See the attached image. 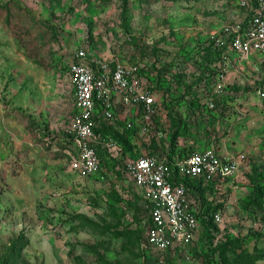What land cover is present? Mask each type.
Returning <instances> with one entry per match:
<instances>
[{"label": "rangeland", "instance_id": "rangeland-1", "mask_svg": "<svg viewBox=\"0 0 264 264\" xmlns=\"http://www.w3.org/2000/svg\"><path fill=\"white\" fill-rule=\"evenodd\" d=\"M244 17L230 0H0V264L14 250L8 264H151L140 246L148 210L124 166L81 180L56 153L79 112L68 62L81 48L148 74L163 66L172 112H160L130 158L148 153V142L181 159L211 147L246 155L210 197L222 204L215 241L234 243L211 261L201 227L164 264H264V54L221 64L226 93L204 105L217 74L213 40Z\"/></svg>", "mask_w": 264, "mask_h": 264}, {"label": "built area", "instance_id": "built-area-1", "mask_svg": "<svg viewBox=\"0 0 264 264\" xmlns=\"http://www.w3.org/2000/svg\"><path fill=\"white\" fill-rule=\"evenodd\" d=\"M245 14L244 20L223 28L213 40L214 46L225 48L224 65L246 63L253 54H264V0H230ZM143 66L127 58H115L106 64L96 61L84 48L76 49L69 62L68 73L75 91L79 112L73 118L68 137L73 141L68 150L71 171L81 180L104 173V159L124 166L129 181L141 191L148 210L149 222L141 250L147 262L164 264L171 260L172 250L192 244L197 239L201 222L200 205L183 179H200L204 184L235 177L246 163V155L227 158L214 147L170 158L168 154L130 158L123 145L111 134L102 132L112 127L121 133L130 131L133 141L146 140L162 109L161 97L153 90L154 76L142 75ZM215 79L211 98L219 99L227 88L226 73ZM210 102V101H209ZM210 107V106H209ZM141 144L135 153L142 150ZM153 152L154 154H149ZM214 222L223 220L219 210Z\"/></svg>", "mask_w": 264, "mask_h": 264}, {"label": "trees", "instance_id": "trees-1", "mask_svg": "<svg viewBox=\"0 0 264 264\" xmlns=\"http://www.w3.org/2000/svg\"><path fill=\"white\" fill-rule=\"evenodd\" d=\"M212 64L213 69L215 71L214 74H218L221 71V64H224L223 58H222V53L224 52L225 48H219V47H215L214 43L212 44ZM130 60V59H129ZM158 61V59H156ZM158 63V62H157ZM154 64V63H153ZM153 72L151 74H148L146 72H143V68H142V75L146 76L148 79L149 77L151 78V76H154L155 80H156V85L153 87V90H155L161 97V105H162V109H160L159 111H164V110H168V113L170 114V111L172 112V100L170 98V92L169 90L171 89L170 86H167L165 84L166 80L163 79V66H157V64L154 65L153 67ZM216 74V75H217ZM191 87L189 86L188 88H186L183 91L182 94V98L187 99L188 101V109L192 108V105H194V100L191 98ZM209 101L210 98L207 99L206 102H204L205 107L209 110ZM158 118V117H157ZM156 118L155 120V126L158 124V119ZM181 123V121H180ZM187 125V124H185ZM154 127V126H153ZM104 133L107 134H111L114 138H116L124 147V154L129 153V154H133V152H135V148H138L139 144L136 143V141H133L132 139V133L130 131H125L124 133L119 132L118 130L112 128V127H108V128H103L101 130ZM150 135V134H149ZM177 134L174 135V137H176ZM155 136H153L154 138ZM66 146H63V149H60L59 151H56L57 154H60L61 156H65V158L67 159V161H70V158L68 156V150L72 149L73 147V141L69 138V140L65 143ZM150 147L153 149V151L156 150V148H154L155 146L152 144V142H150ZM139 151V150H138ZM157 151V150H156ZM56 154V155H57ZM149 154H154L153 152H150ZM168 156L170 158L173 157H181V153L180 154H176V152L174 150L168 151L167 152ZM183 157V156H182ZM104 162H103V166L104 168H107L106 165L108 164H113V162L115 161H110L107 160L105 158ZM117 164H119L118 162H116ZM115 164V163H114ZM219 180H215L213 182L204 184L203 180L200 179H191V178H185L183 179V183L185 184V186L188 188L191 196L197 200V202L200 203V205H198L197 208V216L199 218V221L201 222V227H203L206 231L205 234V241H206V247H207V252L205 253V256L213 261L216 258H220L221 256H223L224 252L226 251V249L229 247L230 244L234 243V240L227 238L225 241H219L216 242V234L218 233V228H217V224L214 222V216L213 214L217 211L220 210V207L222 204H215L214 201H212L210 199V197L213 195L214 192V188L216 186V183ZM255 185V184H254ZM254 192L253 195H255V193L258 191L259 187L257 185L254 186ZM257 188V189H256ZM140 200H142V202L144 203V205L146 206L143 197L140 195ZM149 222V217L147 218L144 228H143V234L142 237L144 238V235L146 233L147 230V225ZM15 258V250L12 251L11 254H9V256H7L4 261L3 264H8L10 262L11 259ZM171 262V260H170Z\"/></svg>", "mask_w": 264, "mask_h": 264}, {"label": "water", "instance_id": "water-1", "mask_svg": "<svg viewBox=\"0 0 264 264\" xmlns=\"http://www.w3.org/2000/svg\"><path fill=\"white\" fill-rule=\"evenodd\" d=\"M219 103H220V100H219V99H212V100H210V102H209V106H210L211 108H213V107L218 106Z\"/></svg>", "mask_w": 264, "mask_h": 264}, {"label": "crops", "instance_id": "crops-1", "mask_svg": "<svg viewBox=\"0 0 264 264\" xmlns=\"http://www.w3.org/2000/svg\"><path fill=\"white\" fill-rule=\"evenodd\" d=\"M148 152H149V150H147ZM154 153H156V150L155 151H153ZM162 155H164V153L162 154Z\"/></svg>", "mask_w": 264, "mask_h": 264}]
</instances>
